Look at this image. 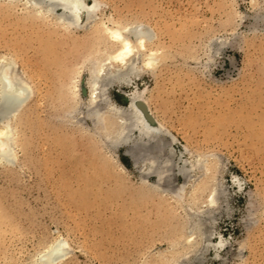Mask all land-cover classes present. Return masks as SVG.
<instances>
[{"label": "rangeland", "instance_id": "obj_1", "mask_svg": "<svg viewBox=\"0 0 264 264\" xmlns=\"http://www.w3.org/2000/svg\"><path fill=\"white\" fill-rule=\"evenodd\" d=\"M97 1L68 25L0 0V65L29 87L0 162V264H44L59 239L55 264H264V0ZM126 25L153 36L102 98L142 92L166 130L142 150L111 145L86 107L94 64L115 69L105 28Z\"/></svg>", "mask_w": 264, "mask_h": 264}, {"label": "bare ground", "instance_id": "obj_2", "mask_svg": "<svg viewBox=\"0 0 264 264\" xmlns=\"http://www.w3.org/2000/svg\"><path fill=\"white\" fill-rule=\"evenodd\" d=\"M31 1H32L31 4L33 6V9L36 13L51 14L56 18L57 21L68 25H77L80 20L82 12L86 14L88 19L93 20L95 12L99 8V2L97 0H95L94 3L91 5L90 4L88 5L85 2V0H31ZM58 10H60V12H58ZM128 26L126 25L122 27H112V28L106 26L105 30L107 32V36L112 42L118 44L117 49L109 53L106 59L108 63L115 66V69L114 70L112 69L111 71L104 74L105 71H104L103 62L94 64V66L91 68L90 71V80L88 81L90 94H89V99L87 100L88 104L86 107L89 106L90 108L91 117L89 115L88 116L90 117V119L92 118L96 124H98L102 135L108 139V142L111 145L125 144L129 148L142 150L146 146L147 148H152L154 144L153 142H158L159 140H162V137L166 133L164 126L159 122V120H157L153 116L149 108V105L145 101V98H143L142 96V92H138L139 90H137L134 93H129L127 96L129 103L128 106H126L125 108L117 107V105H114L113 102L111 103V101L108 100V98H104V97L102 98L103 92L107 88V85H111L113 81H117L118 83H123L127 81V79L125 78L126 75L127 74L129 75L130 72L135 70L134 65L130 63L131 59L135 54L140 53L139 52L140 50L145 49L146 43L152 39L153 36L152 32L147 27L142 25H136V26L133 25L131 27ZM154 53L152 52L150 54H154ZM146 54L148 55V53ZM154 59H156V57L152 55L148 58L146 63L148 65L153 64ZM104 75H106L104 77V83L106 87L105 86L100 87L98 84L100 81L99 79L101 77L103 78ZM28 97H29V87L25 82L24 78L21 76V74L16 70L14 62L11 60L3 61L2 64L0 65V162L12 163L14 161V157L16 153H15V137H14L15 133L13 132V128H12V119L17 113V111L25 104ZM102 100L105 101L104 103L105 107L102 109H98L100 101ZM91 123L93 124V122ZM161 145L162 144H160V146L158 147L161 148ZM138 153L140 154V152ZM145 155L151 156V155H147V153ZM150 158L148 160H150ZM135 159H137L136 156ZM152 164H154V162L150 163V168L154 167V165L152 166ZM156 165L157 164H155V167ZM181 170L182 168L179 171ZM142 171L144 170L142 169ZM144 177L145 176H143V178ZM182 191H183L182 188H180L178 194L179 192L181 194ZM201 197H203V195ZM204 197L208 202L213 204L215 199H217L215 188L214 187L208 188V190H206V194L204 195ZM192 208L193 207H191V209ZM186 214L188 215V213ZM193 241L196 240L194 239L192 240V242ZM67 253H68L67 242L65 240L59 239L56 240L53 244H51L47 248V250L39 256V259L44 264H55L61 259H63L67 255ZM174 262L176 263L175 260Z\"/></svg>", "mask_w": 264, "mask_h": 264}]
</instances>
